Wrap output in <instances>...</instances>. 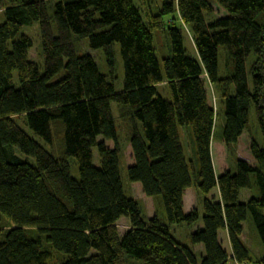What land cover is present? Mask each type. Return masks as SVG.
<instances>
[{
	"label": "trees",
	"instance_id": "16d2710c",
	"mask_svg": "<svg viewBox=\"0 0 264 264\" xmlns=\"http://www.w3.org/2000/svg\"><path fill=\"white\" fill-rule=\"evenodd\" d=\"M212 1L225 17H209ZM0 10V264H253L241 236L250 214L264 244V0H173L148 23L134 0H0ZM172 13L190 26L200 60L187 55L180 30L170 27L162 68L153 31L163 30ZM34 23L41 66L30 59L31 39L21 33ZM85 39L103 50L105 71L81 53ZM115 43L124 66L119 91ZM219 47L227 54L225 76ZM204 75L223 104L221 126ZM252 107L263 139V145L250 140L253 163L234 150L250 128ZM179 127L187 130L188 156ZM121 139L133 154L129 180L156 203L151 218L124 191ZM215 140L234 162L219 176ZM93 148L100 166L93 164ZM189 187L205 195L217 187L219 197L185 212ZM242 189L251 191L245 203ZM122 217L130 222L123 233ZM200 218L203 227L193 230ZM174 224L187 225L191 244L204 246L200 262L174 239ZM255 264H264V256Z\"/></svg>",
	"mask_w": 264,
	"mask_h": 264
},
{
	"label": "rangeland",
	"instance_id": "374dc122",
	"mask_svg": "<svg viewBox=\"0 0 264 264\" xmlns=\"http://www.w3.org/2000/svg\"><path fill=\"white\" fill-rule=\"evenodd\" d=\"M173 0H134V3L136 7L140 10L142 17L144 18V21L148 23V21L151 19V17L156 14L160 9L163 8L164 3L171 2ZM212 4L215 8V13L209 15V17H212L214 19H218L221 17H225L227 15V12L215 1H212ZM5 20L3 10H0V24H2ZM164 22H165V28L163 30H154V47L156 51V56L158 59V62L160 66L163 68V59L164 57L168 56L170 54L171 49V41L170 37L168 35V28L175 27L180 30L182 37H183V45L186 50V53L191 58L196 59L197 61L200 60L197 49L194 44L192 32L190 26L185 25L181 19L179 18V15L177 13H172L164 16ZM174 22V23H173ZM173 23V24H172ZM26 35H28L32 42V47L29 51V57L30 59L36 63L37 65L43 64V58H42V49H41V40H40V33H39V24L34 23L31 26H25L22 29V32ZM82 51L83 54H90L94 57L97 65L99 66L101 71H105L104 66V60H103V50H93L89 47V41L88 39H85L82 43ZM114 50L116 55V81L115 86L116 89L119 91L122 89L123 79H124V66L123 61L120 54V46L118 43L114 44ZM227 54L224 51L223 47H219V72L221 76H225L227 74ZM249 67V63H248ZM164 86V85H163ZM161 86V88L163 87ZM207 93H208V99L210 104L215 108L217 113V124L218 126L222 125L223 123V104L220 100V97L215 89L212 88V86L207 82ZM112 111L114 115H117L116 111V105L113 103L112 105ZM250 128L249 130L244 131L241 138L239 139L238 143L235 145V155H237L240 159L247 160L251 163H253V158L249 151V143L250 140L254 139L256 142H258L260 145H263V139L262 135L260 133V129L258 127L256 115L254 108L252 107L250 109ZM24 130L32 137H35L32 131L25 125L22 126ZM180 131V137L181 141L184 146V151L186 156H188V146H187V130L179 127ZM100 141H102V137L99 138ZM122 143V150L120 154V174L122 179V184L124 187V191L128 197L137 199L145 209L144 214L146 217H153L155 215V209L156 203L153 200V198L148 197L144 195L142 191V186L139 182H131L128 178V167L132 165L133 163V154L131 151L130 146L121 139ZM125 142V143H124ZM106 144L109 147H113V142L106 141ZM213 156L215 161V172L219 176L222 173V169H226L231 163L233 164V158L232 155L228 152L226 146L223 142L215 140L213 142ZM70 165H71V174L74 178H79V171L77 166V161L75 158L69 159ZM230 163V164H229ZM93 164L95 166H100V159L98 154V149L93 148ZM190 192V191H189ZM191 192L194 194H197L198 196V206L201 209V201L203 198H211L215 197L218 194V189L215 187L208 195H205L198 191L195 187H191ZM250 190L248 189H242L240 191V202H247L250 197ZM190 197V196H189ZM191 204V199H189ZM202 214V211H201ZM165 216V211L163 206L161 207L160 217ZM203 219L200 218L199 222L194 226L193 230L203 227ZM117 226L119 230L123 233V231L127 230L130 227V222L127 218L122 217L118 220ZM244 232L241 236L242 243L247 247L249 250L252 258L255 262H259L262 256H264V244L261 241L258 231L253 223L252 217L249 214L246 221L243 223ZM172 236L174 239L189 247L192 250V253L195 255L196 260L198 262L201 261V255L204 254V246L202 244L193 246L189 239V233L190 230L188 229V226L185 224H174L172 225ZM220 239L222 241L223 247L230 251V243L228 239L227 232L225 230H220L219 232Z\"/></svg>",
	"mask_w": 264,
	"mask_h": 264
},
{
	"label": "crops",
	"instance_id": "0c3cea01",
	"mask_svg": "<svg viewBox=\"0 0 264 264\" xmlns=\"http://www.w3.org/2000/svg\"><path fill=\"white\" fill-rule=\"evenodd\" d=\"M204 80H205V84H207V78H206V75L203 76ZM210 84V83H209ZM211 85V84H210ZM207 88V86H206ZM212 159H213V163H214V167H216L215 165V161H214V156H213V144H212ZM228 167L226 169H222L223 171L227 170ZM222 171V172H223ZM190 191V192H189ZM190 196V197H189ZM216 198L219 197V191H218V194L217 196H215ZM191 199V204H190V200ZM198 196L197 194H194L193 192H191V187L187 188L185 190V194H184V210L185 212H189L190 210H192L194 207L198 206L197 202H198Z\"/></svg>",
	"mask_w": 264,
	"mask_h": 264
},
{
	"label": "built area",
	"instance_id": "2783aa9c",
	"mask_svg": "<svg viewBox=\"0 0 264 264\" xmlns=\"http://www.w3.org/2000/svg\"><path fill=\"white\" fill-rule=\"evenodd\" d=\"M228 264H242V263H239L236 260L232 259L231 261L228 262Z\"/></svg>",
	"mask_w": 264,
	"mask_h": 264
}]
</instances>
